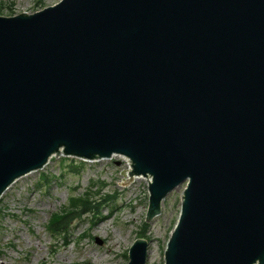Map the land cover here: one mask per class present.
<instances>
[{
  "label": "water",
  "instance_id": "water-1",
  "mask_svg": "<svg viewBox=\"0 0 264 264\" xmlns=\"http://www.w3.org/2000/svg\"><path fill=\"white\" fill-rule=\"evenodd\" d=\"M59 154L129 159L121 182L146 178L148 222L185 182L164 264H264V0L0 16V196Z\"/></svg>",
  "mask_w": 264,
  "mask_h": 264
},
{
  "label": "rangeland",
  "instance_id": "rangeland-1",
  "mask_svg": "<svg viewBox=\"0 0 264 264\" xmlns=\"http://www.w3.org/2000/svg\"><path fill=\"white\" fill-rule=\"evenodd\" d=\"M59 1L0 0V16L32 14ZM78 161L82 160L54 155L42 169L20 177L3 192L0 264H127L128 248L139 239L148 243L145 263L164 264V249L179 217L185 182L162 198L160 213L148 222L146 178L121 182L129 169L128 159L112 155L85 160L80 174L74 175L67 166ZM88 190L100 202L95 210L99 218L86 214L74 219L67 237L49 232V218L67 207L71 196Z\"/></svg>",
  "mask_w": 264,
  "mask_h": 264
},
{
  "label": "trees",
  "instance_id": "trees-1",
  "mask_svg": "<svg viewBox=\"0 0 264 264\" xmlns=\"http://www.w3.org/2000/svg\"><path fill=\"white\" fill-rule=\"evenodd\" d=\"M83 163V161H78L77 164L73 163L67 167L71 173H74V175H79L81 166L80 164ZM104 201L105 198L103 197L101 203L103 204ZM99 203L95 194L89 193V190L79 194V196H71L68 206L63 208L60 213L54 214L49 218V222L46 225L47 230L53 235L61 234L65 236L69 230V225L74 219L80 218L86 214H92L94 218L98 219L100 212L95 214V210L97 209L96 206Z\"/></svg>",
  "mask_w": 264,
  "mask_h": 264
},
{
  "label": "bare ground",
  "instance_id": "bare-ground-1",
  "mask_svg": "<svg viewBox=\"0 0 264 264\" xmlns=\"http://www.w3.org/2000/svg\"><path fill=\"white\" fill-rule=\"evenodd\" d=\"M133 178H135V179H136V178H139V176H136V177H133ZM100 258H101V259H104L103 257H100Z\"/></svg>",
  "mask_w": 264,
  "mask_h": 264
}]
</instances>
